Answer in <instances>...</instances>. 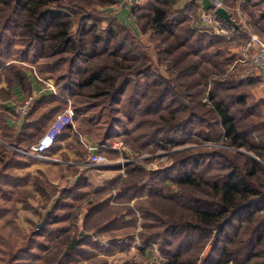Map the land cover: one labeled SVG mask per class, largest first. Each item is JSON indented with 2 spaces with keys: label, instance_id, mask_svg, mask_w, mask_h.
Returning <instances> with one entry per match:
<instances>
[{
  "label": "trees",
  "instance_id": "obj_1",
  "mask_svg": "<svg viewBox=\"0 0 264 264\" xmlns=\"http://www.w3.org/2000/svg\"><path fill=\"white\" fill-rule=\"evenodd\" d=\"M119 1L0 0V81L24 85L25 71L54 80L61 96L71 98L73 127L68 128L90 148L103 149L115 125L123 123L114 114L124 89L141 76L154 75L152 84L144 85L138 96L133 91L123 104L133 142L143 141L140 148L155 140L174 145L193 133L202 143L218 147L171 155L175 164L171 180L181 193L155 196L157 173L128 166L118 200L128 204L145 188L152 197L147 203L162 199L155 206L160 213L165 208L168 218L162 222L154 207H136L143 221L138 236L143 243L160 241V252L170 264H196L199 255H190L205 247L209 252L202 264H207L220 238L228 242L216 249L211 264H264V166L242 154H252L261 162L264 156V124L255 120L262 114L259 107L264 99L253 93L261 76L239 62L249 35L243 27L231 33L240 43L235 48L225 36L197 30L196 13L188 7L180 11V0H148L147 6L134 0L130 14L148 40L142 45L130 29L114 24L110 10ZM263 14L254 15L260 19ZM104 23L110 27L102 30ZM29 113L27 109L25 116ZM9 145L26 151L17 141ZM28 167L23 154L0 145V264H80L81 260L106 264L98 253L108 255L113 244L99 245L93 238L113 242L136 231L135 212L111 208L108 201L94 202L90 198L101 190L89 191L81 177L59 190L45 186L41 173L17 174ZM198 167L203 170L197 172ZM30 200L37 206L43 203L42 209L49 207L46 217L52 229L42 242L37 240L39 233L25 234L17 224L18 202ZM81 204L86 212L76 237L70 220ZM95 215H99L96 223L86 230ZM225 227L234 228L232 235L224 232ZM183 256L189 258L184 261Z\"/></svg>",
  "mask_w": 264,
  "mask_h": 264
},
{
  "label": "rangeland",
  "instance_id": "obj_2",
  "mask_svg": "<svg viewBox=\"0 0 264 264\" xmlns=\"http://www.w3.org/2000/svg\"><path fill=\"white\" fill-rule=\"evenodd\" d=\"M147 1L148 0H141L140 4L147 6ZM133 3H134L133 0H120L117 6L111 8L110 11L114 13L113 14L114 24L116 21L117 23L120 22L117 16H120L121 19L124 17H125V20L129 19L131 21L130 23L131 28L129 27L127 23L124 24L123 26L127 29H130L131 32H133V35L138 38V40L142 43V45L143 44L148 45L147 36L142 34V29L138 27V22L130 14V7L132 6ZM125 8H128V13H125L123 11ZM145 9H148V8H145ZM246 19L248 23H250V26L253 27L251 25L252 24L251 22L254 21V17L250 13H247ZM107 26L109 25H107L106 23L102 24L101 25L102 30H105ZM259 40L263 42V38L259 37ZM149 43H150V40H149ZM127 45H129V41H127ZM151 45L153 46L152 43L150 44V46ZM186 50L187 49L184 48L182 49V52ZM149 54L153 55L151 51L149 52ZM176 54L178 55L179 51ZM92 61L89 60V62H92ZM160 71L163 77L166 79L168 75L167 73H165V69L161 67ZM153 80H155V76L150 73L149 75L141 76L138 82L134 83V86L130 85L126 89H124L125 90L124 96H121L118 99V103L116 102L115 108L119 109V111L118 113L114 114V118L120 117L123 120V123L115 125L113 135L111 136V138L108 139V144L104 145L103 149H101L100 147H95L94 149L96 150H93L92 154H89L87 150L83 147V145L79 143V145L77 144L76 148L74 149V152L77 158L75 159V165L71 166V169H66V171L60 170L59 176L51 173L46 177L45 175L42 174L43 176L41 178V181L43 182L45 186H47V184L49 185L52 184L51 182H55L56 178H58L59 182L56 184H52V185L55 187H58L59 190L63 189L64 187L68 185L75 183L78 180V178L81 177L82 178L81 183L84 185H87L86 187L88 188L89 191L101 190V192L97 194L96 197L90 198L94 202L105 203L106 201H108V205L111 208L112 207L121 208V209H124V211H126V209H131L133 212H135V216L138 217V220L137 222H135L136 231L134 232V234L127 232V234H123V236L121 237L118 236L116 239L113 240V242H111L112 241L111 238H110L111 239L110 241L102 237L93 238L92 242H98L99 245L109 246L108 244H113L111 246V253H109L108 255H103L101 253H98V256L100 258L105 259L106 264H127V263H130V264H170L168 259L165 258L160 252V245H159L160 241H157L156 243L154 242L143 243L141 237L138 236L139 232H142L143 221L140 218L136 207H142L144 209H149V210L153 209V207L156 208V210L154 209L153 211L155 212L156 215L158 216L161 215L160 218L162 222H165L168 220L167 214H164L166 213V209L164 208L163 213H160L157 210V207L155 206L157 204H160L162 199L161 200L159 199L160 200L159 201L158 199L155 198L157 200L156 202H155V199H153L154 201L152 202L153 204H148L147 202L149 198L151 197V195H149V193H147V191H145V188H144L141 194L138 195L135 199H133L128 204L124 203L125 200L124 201L118 200L119 198L118 191L122 187V184L124 183V181L128 179V174H127L128 166L138 165L144 169L145 171L144 173L146 172L157 173L155 174V176L158 179L159 183L156 181L153 182L154 183L153 194L165 192L168 195H170L171 192L173 193V191L181 193V191L174 185L173 180H171V178H173L175 174L174 172L175 168H172L174 167L175 164L173 163V159L171 155L173 153H177V152L179 153V152H183L186 150H199L200 149L199 147H209V148L218 147L214 145L215 143H211V142L202 143V141L198 139V137H194L193 133H190V135H188L186 138L184 137V139L182 140V143L181 141H177L174 145L165 144L163 140H155L153 143H151L147 147L140 148L139 145L143 141L139 140L137 142H133V139H132L133 135L130 134L131 132L130 131L131 130L130 121L128 117L123 115V111H124L123 104L126 98H128L129 95H131L133 91H135L136 96L140 95L141 93L140 90H142L144 85H150V83L152 84ZM162 87L163 85L157 88L162 89ZM136 114L138 115V108L136 109ZM92 145L98 146L95 143H93ZM242 154L248 156L249 158L251 157L255 158L257 160V161L255 160L256 162L264 166V156L261 162L258 158H256L252 154L246 153L244 151L242 152ZM96 156H102L106 160L105 161L106 165L98 169L87 168L86 165H87L88 160ZM205 165H207V163H205ZM200 169L202 168L198 167L196 169L197 172H201ZM33 174H35V170H33ZM167 174L168 176H166ZM210 175H215V173H210ZM143 178L144 177L141 175V179ZM140 183H142V180L140 181ZM45 194L50 196L51 193L49 190H46ZM38 200H40L39 197H38ZM84 203H87V202H84ZM27 204L18 202L17 214H16L17 224L20 227L21 231L25 234H29L30 232H32L33 234L39 233L40 237L37 238V240L42 242L43 240H45L47 236V233H48L47 230L52 229V227L48 225V219L46 217V213L48 212L49 207L42 209L43 203H40V205L37 206V203L33 202L32 200L28 201ZM168 204L170 205V203ZM84 205L80 206L75 211L76 214L70 220V222L75 225L76 229L75 228L73 229V234H75L76 237H78V234H80V230H81L80 227H81L83 215L86 212V209L83 208L85 207ZM129 215L130 214H127V216ZM98 216L99 215H95V217L92 216L90 218L91 221H88L86 225V230H89L91 227H93L92 225L96 223V218ZM130 218L131 217L126 218V222L129 221ZM236 225L237 223L234 224V226ZM233 229L234 228L232 227H225L224 232H226L227 235L230 236L232 235L231 231ZM42 234L44 235L43 237H41ZM87 235H91V233ZM220 240H221V243L220 244L218 243L217 247H215L214 250L211 251L210 255L207 256L209 258V261H207L208 258L206 259L207 264H211V259L216 258V255L218 254L216 249L220 248L221 246L225 245L228 242L226 238H220ZM212 243L213 242H211L210 244ZM205 248H203L201 252L199 251L200 254H198L199 252L196 251L190 255V258L194 256L196 257L197 255H199V258L196 264L203 263L204 256L209 252ZM183 258H184L183 260L186 261L187 258H189V256L187 258L183 256ZM79 263L88 264L89 262L85 260H81ZM229 264H232V263H229Z\"/></svg>",
  "mask_w": 264,
  "mask_h": 264
},
{
  "label": "crops",
  "instance_id": "obj_3",
  "mask_svg": "<svg viewBox=\"0 0 264 264\" xmlns=\"http://www.w3.org/2000/svg\"><path fill=\"white\" fill-rule=\"evenodd\" d=\"M217 1L221 3V8L229 14L236 28L228 26L215 16L214 7L211 10H204L201 0H180L178 9L180 11L186 10L187 7L193 9L194 13H196L195 26L197 30L225 36L231 46L235 48L240 43L238 39L231 37V33L237 32L243 27L245 33L250 37L246 48L243 50V54L249 47V52L255 55L260 49L259 45L255 42L258 41L259 44L264 46V14L261 15L260 19L254 14L257 11L264 12V3L261 4L257 0ZM210 2L212 3V0ZM123 11L128 13V8H125ZM247 13H250L254 17V21L251 22L253 27L250 26V23L246 19ZM211 14L215 16L213 19L215 22H208L206 20V17ZM117 18L122 25L127 23L131 28V21L129 19L125 20V17L121 19L120 16H117ZM217 23H219L220 28L215 25ZM192 24H194V20ZM259 37L263 38V42L259 40ZM24 77V85L21 86L16 83L10 85L7 82L0 81V145L23 155L29 152L46 134L60 113L71 108V98L65 99L61 96L54 80H41L35 72L30 71H25ZM253 93H255L254 96L257 99H264L262 85L254 89ZM24 107L26 109L23 112L22 109ZM27 109H30V113L28 116H25ZM259 109L262 114L259 117H255V120L264 124V106L259 107ZM13 141H17L20 146L25 147L23 150L26 151L11 147L9 144ZM79 143L84 148L87 146L83 143V138L75 130L67 127L51 149L44 154L43 158H27L24 155L29 167L23 171H18L17 174H33V170H35V174L41 173L46 177L51 173L59 176L60 170L66 171V169H71V166L75 165L77 157L74 149ZM58 182L59 179L56 178V181L51 183L56 184Z\"/></svg>",
  "mask_w": 264,
  "mask_h": 264
},
{
  "label": "built area",
  "instance_id": "obj_4",
  "mask_svg": "<svg viewBox=\"0 0 264 264\" xmlns=\"http://www.w3.org/2000/svg\"><path fill=\"white\" fill-rule=\"evenodd\" d=\"M212 5L215 10L221 8V3L218 2L217 0H212ZM214 18L215 16L211 14L206 17V20L210 22L213 21ZM215 25L217 27L220 26L219 23ZM255 43L259 45L260 47L259 51L255 55H252L249 52L248 50L249 47H248L244 52V54L242 55V58L239 62L241 64H247L259 72L261 76V85L264 95V46L259 44L258 41H256ZM25 109H26L25 107L22 109L23 112L25 111ZM69 126L73 127V111L71 108H68L67 110L60 113L56 117L54 122L51 124L46 134L38 141V143L33 148H31L29 152L25 153L24 155L27 158H36V159L43 158L44 154L51 149L55 141L59 138V136L63 133V131ZM85 149L89 154H91L93 150H96L94 148H89L87 146H85ZM105 161L106 160L102 156H96L88 160L86 166L87 168L98 169L106 165Z\"/></svg>",
  "mask_w": 264,
  "mask_h": 264
},
{
  "label": "water",
  "instance_id": "obj_5",
  "mask_svg": "<svg viewBox=\"0 0 264 264\" xmlns=\"http://www.w3.org/2000/svg\"><path fill=\"white\" fill-rule=\"evenodd\" d=\"M201 2H202V6H203L204 10L213 9V6H212V3L210 2V0H201ZM214 14L219 19H221L223 22H225L228 26H230L232 28H236V25L233 23V21L231 20L229 14L224 9H222V8L216 9L214 11ZM252 159L256 160L255 158H252Z\"/></svg>",
  "mask_w": 264,
  "mask_h": 264
}]
</instances>
